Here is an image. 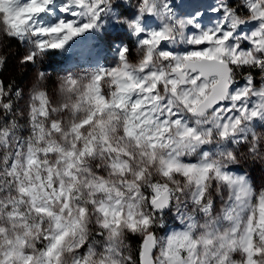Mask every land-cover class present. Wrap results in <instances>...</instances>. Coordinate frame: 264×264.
<instances>
[{"label": "snow or ice", "instance_id": "1", "mask_svg": "<svg viewBox=\"0 0 264 264\" xmlns=\"http://www.w3.org/2000/svg\"><path fill=\"white\" fill-rule=\"evenodd\" d=\"M0 264H264V0H0Z\"/></svg>", "mask_w": 264, "mask_h": 264}, {"label": "rangeland", "instance_id": "2", "mask_svg": "<svg viewBox=\"0 0 264 264\" xmlns=\"http://www.w3.org/2000/svg\"><path fill=\"white\" fill-rule=\"evenodd\" d=\"M10 47L12 49L13 53H22L23 47L18 45L15 41H9ZM58 59L55 60H46L44 64L42 65L43 68L47 69L52 76V79L54 80L57 74H63L59 71L58 67ZM68 67H75L73 64H68ZM6 75H12L15 76L17 81L22 82L25 86L31 83L32 79L34 78V72L29 69L27 72H20L16 68V61L12 60L9 64V69Z\"/></svg>", "mask_w": 264, "mask_h": 264}]
</instances>
